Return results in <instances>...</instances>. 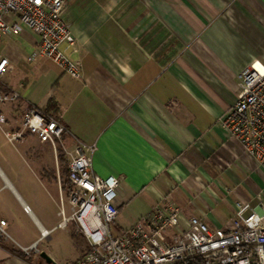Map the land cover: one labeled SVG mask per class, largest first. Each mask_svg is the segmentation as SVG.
Wrapping results in <instances>:
<instances>
[{
	"label": "crops",
	"instance_id": "0c3cea01",
	"mask_svg": "<svg viewBox=\"0 0 264 264\" xmlns=\"http://www.w3.org/2000/svg\"><path fill=\"white\" fill-rule=\"evenodd\" d=\"M65 1L76 42L61 49L80 61L82 77L47 59L28 62L31 43L3 35L0 52L10 66L0 92L22 95L0 102L3 128L17 129L27 106L54 102L68 130L66 150L74 152L77 140L92 146L94 171L123 177L127 201L118 231L164 198L181 209L182 225L195 215L229 229L237 201L264 215V168L220 124L240 92L241 71L264 66V0ZM48 145L32 134L8 143L0 127V217L24 235L21 242L10 233L23 245L38 238L39 228L22 203L35 207L48 229L60 219V161L46 159ZM43 196L57 204L54 219L44 213ZM18 221L28 227L16 230ZM5 245L0 264H31L12 242Z\"/></svg>",
	"mask_w": 264,
	"mask_h": 264
},
{
	"label": "built area",
	"instance_id": "2783aa9c",
	"mask_svg": "<svg viewBox=\"0 0 264 264\" xmlns=\"http://www.w3.org/2000/svg\"><path fill=\"white\" fill-rule=\"evenodd\" d=\"M65 2L0 0V43L5 34L21 36L32 45L26 56L28 62L47 59L80 79V61L70 59L61 49L65 42H76L63 17ZM28 31L35 35L34 41L24 34ZM9 66V58L0 52V82ZM239 89L234 105L220 124L242 145L245 154L264 168V66L253 63L245 67ZM21 98L18 90L0 92V102ZM6 122V115L0 114V127L11 144L32 134L50 143L55 151L61 147L68 155L70 190L67 200L61 194L60 219L55 227L43 226L34 217L31 206L22 203L24 212L39 228V237L23 245L11 236L7 220L0 217V243L12 242L26 258L40 255L41 243L53 231L73 226L86 237L88 249L72 264H264V215L250 203L236 202L231 227L226 229L211 226L195 215L182 225L181 209L164 198L132 226L114 232L120 207L127 201L121 186L123 177L98 175L93 168L92 146L77 140L74 152L67 151V128L41 107L27 106L17 129H4Z\"/></svg>",
	"mask_w": 264,
	"mask_h": 264
},
{
	"label": "rangeland",
	"instance_id": "374dc122",
	"mask_svg": "<svg viewBox=\"0 0 264 264\" xmlns=\"http://www.w3.org/2000/svg\"><path fill=\"white\" fill-rule=\"evenodd\" d=\"M8 79H9V77H3L1 79V81H5V80H8ZM46 150H47V151H45L46 154H47V155L45 154V156H47L46 159H49L51 157L52 161L56 165V157L58 155V150L55 151L54 147L51 146V145H48ZM65 155L68 158V155L66 153H65ZM53 194H54L53 198L55 199V201L58 202L59 201V195L56 192L53 193ZM64 198H66V200H67V195L66 194H65ZM54 199L52 200V199H49L48 197H44V196L42 198L43 207H44V210H45V212H44L45 215L47 217H50V218H53V219L56 217L55 212L57 210V204H55ZM66 207H67V210L69 212V205L67 204V201H66ZM32 208H33V210L36 211L35 207L32 206ZM20 221L22 222L23 219L21 218ZM20 221H18V225L15 226L16 230H18V228L20 229L22 227V225H23V223H21ZM23 226L24 227H28V226H25V225H23ZM113 231L114 232L118 231V227L115 225V223L113 224ZM24 232H25V234L29 233L28 229H26ZM10 233L13 236H15V238H17L21 242H23L24 239H25V238L22 237L24 235H20L19 236L18 234H15V233H12V232H10ZM7 243H10V241H8ZM87 245H88V242H87L86 237L82 233L77 231L75 229V227L70 226V227H68L66 229L59 228V229H56L55 231H53V233L51 234V237L46 239V240H44L41 243L40 248H41V252L42 251L50 252L52 255H50L48 252L47 253L51 257H53V259L58 264H72L73 262H75L76 260H78L79 258L84 256V254L86 253V251L88 249ZM13 246H14V244H13ZM16 249H18V248H16ZM38 257H39V255H35L32 258H30V260H28V261L31 264H47L45 260H42L41 258L37 259ZM24 258H26V257H24ZM26 259H28V258H26Z\"/></svg>",
	"mask_w": 264,
	"mask_h": 264
},
{
	"label": "trees",
	"instance_id": "16d2710c",
	"mask_svg": "<svg viewBox=\"0 0 264 264\" xmlns=\"http://www.w3.org/2000/svg\"><path fill=\"white\" fill-rule=\"evenodd\" d=\"M41 110L44 113L52 115L56 118L59 117V115L56 112V105L54 102H50V104L47 107H43V108H41ZM58 158L60 161V168H61L62 188H63L64 192L66 193V195H68L69 190H70V183L68 180V161H67V157L65 155V152L61 147L58 148ZM1 244L5 245V243H1ZM13 250L18 252V254H20L22 257H25L24 254L21 251H19L18 249L13 248ZM41 259L44 260L43 258H41ZM27 260H30V259H27Z\"/></svg>",
	"mask_w": 264,
	"mask_h": 264
},
{
	"label": "water",
	"instance_id": "95a60500",
	"mask_svg": "<svg viewBox=\"0 0 264 264\" xmlns=\"http://www.w3.org/2000/svg\"><path fill=\"white\" fill-rule=\"evenodd\" d=\"M40 257H42L46 263L48 264H58L54 259L53 257H51L46 251H42L40 253Z\"/></svg>",
	"mask_w": 264,
	"mask_h": 264
},
{
	"label": "bare ground",
	"instance_id": "6f19581e",
	"mask_svg": "<svg viewBox=\"0 0 264 264\" xmlns=\"http://www.w3.org/2000/svg\"><path fill=\"white\" fill-rule=\"evenodd\" d=\"M257 66H259V64H257Z\"/></svg>",
	"mask_w": 264,
	"mask_h": 264
}]
</instances>
